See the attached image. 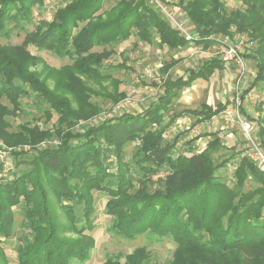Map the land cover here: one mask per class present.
<instances>
[{
    "label": "trees",
    "instance_id": "obj_1",
    "mask_svg": "<svg viewBox=\"0 0 264 264\" xmlns=\"http://www.w3.org/2000/svg\"><path fill=\"white\" fill-rule=\"evenodd\" d=\"M240 1L242 7L230 11L224 0H177L172 5L183 11L197 35L193 43L204 49L212 45V36L227 35L231 27L254 40L256 47L249 55L256 71L252 85L264 89V0ZM44 2L0 0V39L22 32L33 20V8ZM103 2L68 0L51 21L38 22L20 44H0V140L11 149L31 146L28 152L12 151L11 178H0V264H9L2 243L12 236L13 209L18 206L23 234L16 246L17 264L88 261L96 244L91 235L94 192L108 197L104 208L111 219L110 234L130 241L143 235L170 237L176 245L170 264H264V173L240 153L223 155L215 163L213 155L224 149L216 133L209 134L201 152L189 147L192 141H188L181 153H175L182 135L163 137L179 117L193 116L196 125L221 111V103L214 107L202 103L179 112L171 109L182 89L221 70L217 57L175 78L168 72L178 60L171 59L160 69L165 77L161 92L149 105L140 112H117L90 123L100 109L90 101L89 82L117 85L103 72L112 50L92 52L93 48L119 45L133 33L148 45L156 37L159 46L171 51L190 43L146 0H118L99 13ZM28 46L71 63L49 67ZM38 64L46 77L34 69ZM31 94L45 105L44 122L54 119V123L42 128L25 122L11 131L8 118L22 112L23 97ZM103 96L114 104L125 99L116 88ZM260 122L258 137L264 146V117ZM46 139L50 141L40 147ZM130 143L136 145L132 156L139 174L136 184L130 176L132 164L125 161L124 149ZM233 159L237 162L229 185L217 178V171ZM161 171L167 172L166 177L150 190L151 177ZM101 264L158 263L149 262V252L142 246L126 255L109 256Z\"/></svg>",
    "mask_w": 264,
    "mask_h": 264
},
{
    "label": "rangeland",
    "instance_id": "obj_2",
    "mask_svg": "<svg viewBox=\"0 0 264 264\" xmlns=\"http://www.w3.org/2000/svg\"><path fill=\"white\" fill-rule=\"evenodd\" d=\"M66 1L68 0H45L42 6H36L35 8H33V20L30 24L25 25L24 30L22 32H14L8 40L0 39V44H20L23 41L25 34L31 32L38 22L51 21L55 10L59 7H62L66 3ZM117 1L118 0H104L99 13L103 12L104 10H108L113 5H115ZM166 1L170 3V6L173 7L174 10L178 12V14H180V16L178 17L186 22L187 28L190 30V32L193 31L191 23H188L186 21L187 18L184 16V13L181 11V9L177 6L172 5L173 3H176L177 0ZM224 3L228 11L239 9L242 7V3L240 0H224ZM156 11L162 16V14L158 10ZM227 35H229V33ZM252 41L254 43L255 49L256 43L254 40ZM103 49L112 50V54L109 56L108 59L103 62V72L106 74H110L114 80H117V85L115 87L114 84L110 83L109 81L104 82L102 86L95 85L93 84V82H89V86L93 90L90 96V101L96 104L100 109V112L91 119L90 123H95L99 120H105L107 118H110L117 112H137L149 105L150 102L153 101L159 94L160 83L163 81V74L160 71L161 68L157 69L158 64L163 65L165 63H168L171 59L178 60L179 62L177 63V65L169 70L170 76L175 78L184 75L187 69L196 68L208 58L214 57L212 48L208 51L200 45L188 44L187 48H180L176 51H171L168 50L166 47H160L158 45L156 37H154L152 43L148 45L146 43L139 42L134 33L129 40L119 45L106 46L105 48L95 47L92 49V52H101ZM28 50L33 55L42 58L43 62L46 65L55 69H58L64 65H68L71 63L70 59H60L53 55L50 51L39 52L32 46H28ZM145 68H151L153 70L152 78L142 76L141 73ZM34 69L40 73V77H46V72L43 70L41 64H38ZM47 84L50 87H53V81L51 79H47ZM249 84L250 83H248V85ZM115 88L118 94H125V99L122 101L120 100L116 104L112 103L111 100L103 96V93H112ZM3 102L4 104H7L6 101ZM44 108L45 105L42 104V102H40L36 98V96L31 94L29 97H23L22 112H20V114L15 118H8L11 124L10 130H15L19 124L25 122H28L30 124H37L42 128L51 127L54 123V119H52L49 123L44 122ZM179 109H176L175 111L177 112V110ZM190 126H192V124ZM190 126L188 127L190 128ZM182 130L183 132L180 133L182 135V138L176 146L175 153H181L183 151L184 143L188 141L186 139V141L183 140L185 137L183 133L186 132L187 134L188 130L184 128H182ZM175 132V134L178 133L177 131ZM165 133V140H169L174 134L173 132L167 133L166 131L164 132V134ZM46 140L42 141L39 146L43 145L44 143L47 144L48 141H50ZM23 146L29 145H18L16 148H21ZM135 146V144L130 143L124 149L125 161L130 162L129 164H132V156L135 150ZM4 147L6 149L5 145ZM29 147L31 149V146ZM14 149H12V151H14ZM12 151L9 153V155H11ZM221 153L223 152L220 151L219 153L213 155L215 163H218L223 159L224 154ZM111 159L114 160V158L112 157ZM11 161V163L14 164L12 159ZM134 170H136V167L132 164V174L130 176L136 184V180L139 178V174ZM222 171L223 169L221 168L217 171V178L220 181L223 178L225 182L231 184L233 182V170L229 171L228 169H224L223 173H226V176L223 177L222 175L224 174L222 173ZM12 172L13 170L10 171L5 178H11ZM166 175V171H161L157 174H154L151 177L152 184L150 185V190H154L155 188H157L159 180H163ZM246 189L248 188L246 187ZM93 195L96 200L95 210L93 214L95 220V228L92 231L91 235L95 239L96 244L94 249L90 252V257L88 261L83 263L72 262L71 264H101L109 256H115L117 254L126 255L130 253L133 249L142 246L145 247L149 252V262H157L158 264H170L173 251L176 246L170 237L158 239L143 235L136 238L135 240L130 241L110 234L107 230V227L109 226L111 219L105 214L104 208L105 202L108 197L105 194L95 192L93 193ZM13 211L15 214V226L12 236L10 237V239L2 243L3 249L9 260V264H17L16 246L19 243L18 238L21 237L23 234V231L19 226V223L22 220V208L18 206L15 207ZM78 212L79 211H77V213Z\"/></svg>",
    "mask_w": 264,
    "mask_h": 264
},
{
    "label": "built area",
    "instance_id": "obj_3",
    "mask_svg": "<svg viewBox=\"0 0 264 264\" xmlns=\"http://www.w3.org/2000/svg\"><path fill=\"white\" fill-rule=\"evenodd\" d=\"M146 1L154 10H158L163 18L178 30L186 41L194 45L193 40L197 38V35L194 31L190 32L186 22L178 17L180 14L170 6L169 2L166 0ZM186 21L190 23L189 20L186 19ZM211 39L213 43L207 50L209 51L212 48L214 57H217L223 65L233 68L236 72L232 79L230 95L223 102L221 111L212 115L209 120L191 128L188 126H184L183 128L192 133L199 132L204 125L210 126L214 130L226 132L239 129L242 134L240 156L251 161L257 170L264 173V146L258 137L259 129L262 126L260 120L264 117V89L250 88L247 90L245 86L249 72L252 74L256 72L255 68L252 67V69L250 67V63L253 60L249 57L254 49V43L245 33L239 32L235 27L230 28L229 35H216L212 36ZM161 67V64L157 65V69ZM141 74L142 76L152 78L153 70L145 68ZM245 100L250 102L255 108L254 117H247L243 112ZM178 129L180 128L178 127ZM165 135L166 133L163 137ZM45 145L44 143L40 147H44ZM6 149L0 141V178H5L10 171L14 170L9 155L12 149L7 147ZM14 151L28 152L30 151V147L23 146L15 148Z\"/></svg>",
    "mask_w": 264,
    "mask_h": 264
},
{
    "label": "crops",
    "instance_id": "obj_4",
    "mask_svg": "<svg viewBox=\"0 0 264 264\" xmlns=\"http://www.w3.org/2000/svg\"><path fill=\"white\" fill-rule=\"evenodd\" d=\"M187 47L188 45L184 48ZM172 51H176V50H172ZM250 67L255 68L253 61L250 63ZM235 73L236 72L233 68L223 65L221 70L214 71L212 76L207 81L198 80L192 83L190 87L182 89L179 92L178 96L172 102L174 104H171V109L173 108V112H176L175 110L179 108L180 111L186 109L193 110L198 108L202 103H205L211 107H214L219 103H221V105L223 106V102L230 95L232 79L234 78ZM164 78L165 77L163 76V80ZM253 78H254V74L249 72L245 84L247 90H249L250 88L259 89V90L263 89L262 88L263 86L261 84L252 85ZM248 83L250 84L248 85ZM160 92H161V88L159 94ZM179 110H177V112H179ZM255 111L256 110L252 106V104L247 100H245L244 108H243V112L245 113V115L247 117H254ZM122 112H128V111H122ZM131 113H136V112H131ZM194 121L195 118L193 116L187 115V116L179 117L175 119V121L166 129V132L167 133L173 132L175 134L176 133L175 131H177L178 133H181L183 132L181 129L186 125L190 126L192 124L190 128L196 126L197 124L193 125ZM178 127L180 129H178ZM210 133H216L220 137L221 145L224 147V149L221 150L223 152L221 154H224V158L229 157L232 154L240 153L242 146V134L239 129H234L232 131L226 132L221 130H214L211 129L210 126L204 125L197 133H192L191 131H187V134L186 132L183 133V135L185 136L183 140L186 139L188 141H192L189 147L194 149L195 152H201L206 148V144L210 140V136H209ZM174 134L173 136L177 135ZM173 136L171 138H173ZM185 143L183 149L187 147ZM236 162L237 161H235V159L231 160L230 163H228V165L225 168H223V171L224 169L225 170L228 169L229 171H232ZM223 174L224 175H222V177L226 176V173ZM221 180L225 182L223 178ZM225 183L229 184L227 182ZM263 216H264V211H263Z\"/></svg>",
    "mask_w": 264,
    "mask_h": 264
}]
</instances>
